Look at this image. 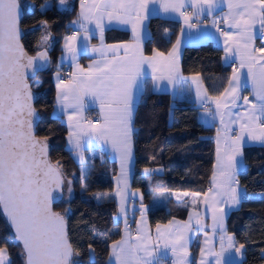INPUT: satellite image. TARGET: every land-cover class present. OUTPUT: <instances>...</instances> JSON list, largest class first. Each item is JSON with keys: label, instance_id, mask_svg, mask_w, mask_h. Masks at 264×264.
Masks as SVG:
<instances>
[{"label": "snow or ice", "instance_id": "6c2138e0", "mask_svg": "<svg viewBox=\"0 0 264 264\" xmlns=\"http://www.w3.org/2000/svg\"><path fill=\"white\" fill-rule=\"evenodd\" d=\"M57 7L71 10L68 0H57ZM78 7L76 18L68 24L73 31L61 37V55L52 73L53 118L66 125L67 147L79 165L82 193L89 189L93 159L84 155L86 146L98 143L119 163L115 189L92 193L98 202L115 200L114 217L126 226L120 239L107 245V264H244L246 243L254 241L245 237L246 243H238L235 234L228 232L227 219L245 201L264 199V192L250 194L239 180L247 171L245 147H264V0H78ZM51 8L50 0H44L40 12L43 15ZM26 14L31 11H26L21 0H0V215L9 229L0 244V264H14L9 245L17 246L21 264H78L80 252L74 249L69 227L71 208H53L61 199L70 203L73 180L61 160L49 159L51 127L47 135L36 134L40 112L46 109L34 106V88L39 89L42 82L29 83L37 71L51 69L49 53L55 38L48 20L36 21L34 27L43 32L34 45L36 54L29 55L22 27ZM154 16L180 22V36L167 54L153 49L146 56L147 21ZM114 27L129 30L131 41L107 44L105 31ZM185 37L189 41L193 37L215 39L220 44L221 59L232 73L218 95H208L200 73L190 78L182 74L180 52ZM94 38L99 39L98 45L91 44ZM83 56L91 58L86 67L80 63ZM149 79L154 91L161 89V82L189 92L194 86L203 123L216 127L211 186L203 193H154V199L174 196L192 208L186 221L173 216L167 223L157 222L154 235L143 193L130 188L135 138L140 131L136 114L146 102ZM248 89L252 99L243 95ZM93 108H98L94 120L85 115ZM169 111L171 125L177 121ZM142 172L151 182L164 167L145 166ZM201 205L203 212L198 210ZM130 210L133 215L140 213L135 236L127 227ZM197 234L203 236L198 260L190 250ZM88 251L94 264L93 243L88 244ZM260 254L264 260V248Z\"/></svg>", "mask_w": 264, "mask_h": 264}, {"label": "trees", "instance_id": "16d2710c", "mask_svg": "<svg viewBox=\"0 0 264 264\" xmlns=\"http://www.w3.org/2000/svg\"><path fill=\"white\" fill-rule=\"evenodd\" d=\"M29 1V0H28ZM51 10L40 12L44 0H31L34 8L26 9L22 27L26 29L25 44L30 54L38 49L34 45L42 35L43 29L34 27L36 21L46 19L51 24L54 42L49 55L52 58L50 70H41L32 78L41 81V87L35 89L37 99L34 106L40 112L36 134L38 137L52 134L49 140V159L54 163L61 160L65 171L73 180L74 194L69 202L64 199L53 204L56 211L66 207L71 208L69 216L70 234L73 237L74 249H78L80 256L78 264H90L88 244L93 243L96 250L94 264H107L109 253L108 244L115 240L122 232L124 222L117 220L115 200L98 202L93 198V192L113 191V176L116 172L115 163L102 150L86 148L84 155L93 157L91 172L88 177V192H81L79 165L66 145L67 128L62 119L53 118L55 103L54 81L52 73L55 71V56L60 50L61 37L69 30V21L77 15L78 0L68 1L65 10L57 7V0H50ZM150 35L144 40L147 52L157 49L167 51L174 43L181 23L175 20L154 16L148 21ZM165 29L168 33L165 34ZM109 41L129 39L126 30L111 28L105 32ZM221 48L212 41L197 45H186L182 53V70L185 73H200L210 94H219L227 85V77L231 67L226 66L221 59ZM148 92L136 114V126L140 130L135 140V168L131 178V186L139 188L143 193V203L148 206L147 216L153 226L163 222L173 215L178 207L174 196L168 200L154 199L153 194L196 191L203 193L210 184L213 172L214 142L211 134L214 126L206 125L198 118L200 106L190 100L173 97L168 91H154L148 86ZM170 108L176 123L170 125ZM103 155L104 159L100 157ZM244 159L247 171L239 176L241 184L251 193L264 192V147L248 146L244 149ZM163 165L164 172L152 177L149 182L142 169ZM72 173H75L73 176ZM184 207V206H182ZM138 212V211H137ZM131 215L132 222L137 215ZM86 221L87 223H81ZM227 227L237 237L238 243H246L249 237L252 243H246V258L244 264H263L260 249L264 248V199H250L245 201L238 211L231 213L227 219ZM9 232L0 215V244L2 237ZM194 259L197 257L199 241L192 244ZM9 252L14 264H21L17 246L9 245Z\"/></svg>", "mask_w": 264, "mask_h": 264}, {"label": "crops", "instance_id": "0c3cea01", "mask_svg": "<svg viewBox=\"0 0 264 264\" xmlns=\"http://www.w3.org/2000/svg\"><path fill=\"white\" fill-rule=\"evenodd\" d=\"M78 11H79V7H78ZM77 11V12H78ZM76 18V16L73 18V20ZM114 28H118V29H122V30H126L128 33H129V36H130V38L129 39H126V40H121V41H109V40H107L106 39V36H105V42L107 43V44H114V43H120V42H124V41H131V39H132V34H131V32L129 31V30H127L126 28H124V27H114ZM180 28H181V26H180ZM147 30H148V33H149V35H150V30H149V25H148V21H147ZM73 31V29L72 28H70V30L66 33V34H70L71 32ZM107 31V30H106ZM105 31V32H106ZM105 35V34H104ZM149 35H146V38L149 36ZM180 36V29H179V32H178V34H177V37H176V39H175V41H174V43L173 44H175V42H176V40H177V38ZM145 38V39H146ZM206 41H212V42H214V43H216L219 47H220V44L217 42V40H215V39H205V40H199V39H196L195 37H193L192 38V40L191 41H189L188 39H187V37H185V43L182 45V47H181V52H180V68H181V72H182V74L185 76V77H192L194 74H196V73H185V72H183V70H182V63H181V60H182V53H183V49H184V47L186 46V45H197V44H200V43H202V42H206ZM91 44H93V45H98L99 44V39L98 38H94V39H92L91 40ZM172 44V45H173ZM61 45H62V42H61ZM61 45H60V47H61ZM172 45H171V47L167 50V51H161V52H164L165 54H167L170 50H171V48H172ZM256 46L257 47H259V46H261V41H259V39L257 38V40H256ZM143 47H144V44H143ZM152 51L153 50H151V51H149V52H147L146 50H145V48H144V54L146 55V56H149V55H152ZM160 51V50H159ZM60 55H61V48H60V50H59V52L57 53V55L55 56V65H57L58 63H59V57H60ZM222 56H223V52H222ZM90 57L89 56H83L81 59H80V63L83 65V66H87L88 65V63L90 62ZM223 61V60H222ZM231 73H232V70H231V72H230V75H231ZM229 75V76H230ZM200 79H201V82H202V85H203V88H205L206 89V86H205V83H204V81H203V79H202V76L200 75ZM147 86L151 89V90H153V88H152V82H151V79H149L148 80V83H147ZM227 86V85H226ZM159 91H168V92H170V94L173 96V97H179V98H181V97H184L183 99H185V100H190V101H192V102H195V92H194V86H193V91H191V92H189L187 89H184V90H181V89H179V88H177V89H173L172 88V86L170 85V84H167L166 82H161V89L159 90ZM250 89H248V90H245L244 92H243V95H248L249 96V99H252V97H251V95H250ZM54 92L56 93V89H55V86H54ZM208 92V91H207ZM54 93V94H55ZM208 95L209 96H216V95H214V94H210L209 92H208ZM218 95V94H217ZM56 104V100H55V103H54V105ZM195 104H197L196 102H195ZM197 105H199V104H197ZM53 108H54V106H53ZM92 111H97L98 112V108H93L92 109ZM200 109H199V112H198V118H199V120L201 121V122H203V120H202V118H201V116H200ZM85 115H87V112L85 113ZM205 124V123H204ZM206 125H210L211 126V124H206ZM217 127L219 126L218 124L216 125ZM215 134H216V127H215V131L211 134V138L213 139V137L215 136ZM213 142H214V160H213V165H214V163H215V147H216V144H215V141H214V139H213ZM66 145H67V141H66ZM86 148H91V149H96V150H102L101 149V146L98 144V143H93V145H91V147H88V146H86L85 147V149ZM102 151H104L105 152V154L110 158V160H112L114 163H115V165H116V172H115V174H114V176H113V182H114V188H113V190L115 189V180H114V177L116 176V175H118V172H119V163H118V161L117 160H115L112 156H110V155H108L107 154V150L106 149H103ZM84 153H85V151H84ZM244 163H245V159H244ZM246 164V163H245ZM212 176V175H211ZM242 185V184H241ZM211 185L209 184V186L208 187H210ZM243 186V185H242ZM130 188H131V190L132 191H135L137 188H133L132 186H131V180H130ZM178 192H182V191H178ZM175 198V197H174ZM176 200V199H175ZM139 199H137L136 200V206L138 207L139 206ZM131 201H129V208L131 209ZM179 203V202H178ZM116 204H117V202H116ZM182 206H184V207H182ZM175 209L176 210H173V215L169 218V219H171L173 216L174 217H176V219L177 220H180V221H186L187 219H188V214H189V212L190 211H192V208H191V205L189 204V205H185V204H183V203H179L178 204V207L176 208L175 207ZM199 211H201V212H203V205H201L200 206V208L198 209ZM117 211H118V206H117ZM233 212H235V211H232L231 213H233ZM230 213V214H231ZM131 215H133V213L131 212V210L129 211V214H128V217H129V219H131L132 220V218H131ZM147 218V222H148V226H149V228L151 229V231H152V233H153V235L155 234V225H151L150 224V222H149V219H148V216L146 217ZM169 219H167L166 221H163V222H160V223H167V221L169 220ZM140 220V213H139V211L137 212V215H136V217L134 218V223H135V230H133V231H131V233H132V235L133 236H135V234H136V228H137V222ZM208 224H210L211 223V220L209 219L208 221H206ZM125 228H126V226L125 225H123V227H122V232H121V234L115 239V240H118V239H120V237L123 235V233H124V231H125ZM227 229H228V227H227ZM228 232L229 233H232L231 231H229V229H228ZM195 240H198L199 241V246H200V242L203 240V236L201 235V234H197L196 235V237L194 238V241ZM199 246H198V253H197V257H196V260H198L199 259ZM190 250H191V252L193 253V246L191 245V247H190ZM109 251H110V249H109ZM108 259H109V253H108V258H107V262H108Z\"/></svg>", "mask_w": 264, "mask_h": 264}, {"label": "built area", "instance_id": "2783aa9c", "mask_svg": "<svg viewBox=\"0 0 264 264\" xmlns=\"http://www.w3.org/2000/svg\"><path fill=\"white\" fill-rule=\"evenodd\" d=\"M259 39V38H258ZM259 41H261L260 39H259ZM64 71L65 72H67V71H69V68H68V66H67V64H65V66H64ZM97 114H98V112L97 111H88L87 112V116H88V118L89 119H96L97 118ZM125 225V224H124ZM128 228H130L131 229V231H133V230H135V223H133L132 222V220L131 219H129V223H128V226H127ZM264 264V263H263Z\"/></svg>", "mask_w": 264, "mask_h": 264}, {"label": "rangeland", "instance_id": "374dc122", "mask_svg": "<svg viewBox=\"0 0 264 264\" xmlns=\"http://www.w3.org/2000/svg\"><path fill=\"white\" fill-rule=\"evenodd\" d=\"M70 1V0H68ZM22 4L25 5V9H30L32 7V3L30 4L28 0H21Z\"/></svg>", "mask_w": 264, "mask_h": 264}, {"label": "water", "instance_id": "95a60500", "mask_svg": "<svg viewBox=\"0 0 264 264\" xmlns=\"http://www.w3.org/2000/svg\"><path fill=\"white\" fill-rule=\"evenodd\" d=\"M35 54H36V53H35ZM35 54H30V53H29V55H35ZM39 71H41V70H39ZM37 72H38V71H37ZM37 72H36V73H37ZM36 73H35V74H36ZM29 83L32 84V79H31V77L29 78Z\"/></svg>", "mask_w": 264, "mask_h": 264}]
</instances>
